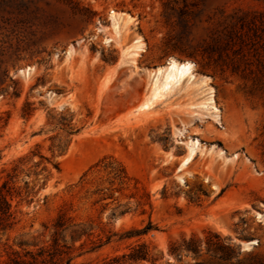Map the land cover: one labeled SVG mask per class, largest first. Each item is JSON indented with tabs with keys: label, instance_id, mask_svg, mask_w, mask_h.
Returning <instances> with one entry per match:
<instances>
[{
	"label": "rangeland",
	"instance_id": "374dc122",
	"mask_svg": "<svg viewBox=\"0 0 264 264\" xmlns=\"http://www.w3.org/2000/svg\"><path fill=\"white\" fill-rule=\"evenodd\" d=\"M260 14L264 0H0V264H264ZM239 19L241 53L202 52ZM168 59L194 79L137 110Z\"/></svg>",
	"mask_w": 264,
	"mask_h": 264
},
{
	"label": "trees",
	"instance_id": "16d2710c",
	"mask_svg": "<svg viewBox=\"0 0 264 264\" xmlns=\"http://www.w3.org/2000/svg\"><path fill=\"white\" fill-rule=\"evenodd\" d=\"M260 18H264L263 14H260ZM256 27V26H255ZM245 28H249L241 19L232 24L229 30L226 31L228 34L225 39L213 38L211 41L206 43V46L202 49V52L206 54L208 57L210 55H217L220 59L223 54H226L224 50L230 49L232 50L236 45L237 48L233 50L234 53L242 52V44L244 40L242 39V31ZM256 29L261 31V36L264 35V27L262 25L257 26ZM249 29H247L248 31ZM260 48L264 51V41L262 39V45ZM13 178V177H11ZM8 179H3L0 182V231L6 232L9 230L14 224L13 214L11 212V204L10 200L12 197V188L9 186ZM151 228V225L148 224L141 233L147 232ZM218 245V244H217ZM186 250L192 251L194 254L197 253V243L190 239L187 243H185ZM179 250V248L171 249V253H175ZM43 251H40L36 254V256L40 257L43 255ZM25 256H28L30 260H25L23 257L19 255H14L9 258L5 264H37V258L34 254L27 252ZM147 256V253L141 251L140 249H136L129 255L130 259H144ZM228 259V258H227ZM41 264L44 263V260L40 261ZM56 264V263H54ZM64 264H70V259L66 260Z\"/></svg>",
	"mask_w": 264,
	"mask_h": 264
},
{
	"label": "bare ground",
	"instance_id": "6f19581e",
	"mask_svg": "<svg viewBox=\"0 0 264 264\" xmlns=\"http://www.w3.org/2000/svg\"><path fill=\"white\" fill-rule=\"evenodd\" d=\"M110 15V12H109ZM118 14L111 12L112 27L115 33L119 32L118 28ZM137 43V42H136ZM135 44V43H134ZM141 46V45H140ZM134 48H140L139 45H135ZM127 55H134V53H127ZM169 62V59L166 63ZM152 85L148 97L138 106L137 110H146L152 106V102L158 98H161L165 93L170 91L176 85H180L184 80L194 79L193 67L189 62L177 63L172 60L168 63L167 68H158L152 74ZM202 106V105H201ZM194 156V150L189 149L187 155L182 163L186 165L191 161Z\"/></svg>",
	"mask_w": 264,
	"mask_h": 264
},
{
	"label": "water",
	"instance_id": "95a60500",
	"mask_svg": "<svg viewBox=\"0 0 264 264\" xmlns=\"http://www.w3.org/2000/svg\"><path fill=\"white\" fill-rule=\"evenodd\" d=\"M108 14H109V12H108ZM166 62H167V60H166Z\"/></svg>",
	"mask_w": 264,
	"mask_h": 264
}]
</instances>
